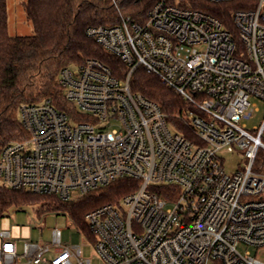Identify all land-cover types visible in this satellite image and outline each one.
I'll return each instance as SVG.
<instances>
[{"label": "built area", "instance_id": "1", "mask_svg": "<svg viewBox=\"0 0 264 264\" xmlns=\"http://www.w3.org/2000/svg\"><path fill=\"white\" fill-rule=\"evenodd\" d=\"M239 5L228 26L155 0L144 21L88 27L126 70L97 58L64 66L57 82L73 107L22 104L27 136L0 147V184L68 201L123 180L127 193L86 213L103 264H264V113L247 124L264 103V0ZM140 68L184 100L181 124L132 89ZM225 153L242 156L236 171ZM1 235L6 264H91L58 228L54 248L24 241L22 254Z\"/></svg>", "mask_w": 264, "mask_h": 264}, {"label": "trees", "instance_id": "2", "mask_svg": "<svg viewBox=\"0 0 264 264\" xmlns=\"http://www.w3.org/2000/svg\"><path fill=\"white\" fill-rule=\"evenodd\" d=\"M155 0H26L24 9L34 32L12 34L9 30L8 0H0V147L11 140L27 136L20 107L50 98L63 109L73 107L65 100L57 82L60 70L79 64L87 58H97L116 72L126 70L125 64L109 54L87 28L119 24L125 16L144 21ZM184 4L207 11L231 25L232 12L242 0L211 3L207 0H183ZM132 89L157 102L174 124H181L178 115L184 100L161 79L144 69L131 78ZM129 190L123 180L84 194L75 200H62L51 194H40L0 184V219L13 207L39 204V212L56 210L72 218L79 230L93 239L86 213Z\"/></svg>", "mask_w": 264, "mask_h": 264}, {"label": "rangeland", "instance_id": "3", "mask_svg": "<svg viewBox=\"0 0 264 264\" xmlns=\"http://www.w3.org/2000/svg\"><path fill=\"white\" fill-rule=\"evenodd\" d=\"M26 0H8V20L9 30L12 34L29 35L33 34L32 22L28 19L24 3ZM74 65V64H73ZM260 111H256L253 117L247 120L248 127L258 125L264 113V103L256 100ZM225 168L228 172H234L242 161V156L238 153H225ZM41 205L27 204L20 207H13L8 215L0 219V248L4 237L1 232H10L9 238L17 242L19 254L23 252L24 241L35 243L53 244V231L60 229L62 243L64 245H80L82 247V258L90 259L91 264H103L100 256L95 250L94 245L79 230L71 217L67 214L48 210L43 213L37 211ZM242 250V246L240 247ZM253 250V249H252ZM264 259V252L258 253ZM19 264H26L24 258H19ZM0 264H3L1 261Z\"/></svg>", "mask_w": 264, "mask_h": 264}, {"label": "crops", "instance_id": "4", "mask_svg": "<svg viewBox=\"0 0 264 264\" xmlns=\"http://www.w3.org/2000/svg\"><path fill=\"white\" fill-rule=\"evenodd\" d=\"M13 241H15V240H13ZM15 242H16V241H15ZM16 243H17V242H16ZM1 247H2V246H1ZM0 249H1V248H0ZM1 261L3 262V264H6L5 261H4L2 258H0V262H1Z\"/></svg>", "mask_w": 264, "mask_h": 264}]
</instances>
